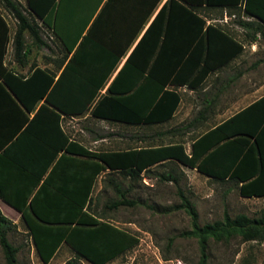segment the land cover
I'll use <instances>...</instances> for the list:
<instances>
[{
  "label": "trees",
  "instance_id": "obj_1",
  "mask_svg": "<svg viewBox=\"0 0 264 264\" xmlns=\"http://www.w3.org/2000/svg\"><path fill=\"white\" fill-rule=\"evenodd\" d=\"M161 1L26 0V13L20 2L0 0L17 20L13 48L19 63H26V31L37 46L47 44L32 15L52 28L65 48L56 71L34 65L25 76L0 69L3 83L27 112H34L31 118L23 112L26 126L0 153V198L20 212L44 263L63 244L78 258L106 264L137 243L135 234L91 209L96 181L106 169L137 180L156 165L180 163L236 182L242 196H264V95L194 138L190 151L182 141L94 151L63 128L65 116L87 112L131 125L169 120L181 99L172 85L196 88L244 49L231 31L207 24L202 6L240 8L256 18L238 20L247 36L264 38V0H166L136 42ZM6 43L5 37L1 60ZM162 178L178 181L173 173ZM110 181L119 198L107 208L137 203L115 179ZM175 207L191 217L192 229L181 235L198 238L199 264H208L210 238L264 240V211L256 217L225 212L223 219L201 225L188 198ZM16 228L0 210V246L7 264H18L20 249L8 237ZM68 264H76L75 258Z\"/></svg>",
  "mask_w": 264,
  "mask_h": 264
},
{
  "label": "rangeland",
  "instance_id": "obj_2",
  "mask_svg": "<svg viewBox=\"0 0 264 264\" xmlns=\"http://www.w3.org/2000/svg\"><path fill=\"white\" fill-rule=\"evenodd\" d=\"M16 1L20 2L24 11L28 13L26 0ZM206 12L210 17L216 18V22L220 24H223L224 18L227 17L229 28H234L233 33L245 43V49L240 55V90L254 81H264V38L257 37L252 41L247 36L246 29L237 27L238 20L247 18L243 11L238 8L210 9ZM233 13H236V16ZM6 16L12 21L7 12ZM31 17L40 21L35 15ZM224 24L227 27L226 23ZM237 30H240V34H237ZM42 31L49 47L34 48L29 59L37 65L56 69L57 62L65 54V48L51 28L44 26ZM236 75L237 71L232 68H227L217 75L213 74L207 83V92H210L208 97L211 98L213 93L221 89L223 78L228 80L235 78ZM228 87L222 89L225 98L236 93V79L232 85L228 83ZM203 93V91L194 92L190 96L194 106L187 118L198 114L200 110L198 105ZM184 99L188 105L187 98ZM221 100L218 99L219 102ZM242 105L244 104H241L240 108ZM232 111H235V108ZM179 122L180 116H177L174 121L167 124L129 125L95 118L87 112L74 118H66L63 123L74 138L93 149L104 150L177 141L191 142L196 134L185 135L182 132L160 134L173 126H179L177 125L180 124ZM169 173L177 175L178 181L162 178V174ZM111 179H115L126 190L127 197L136 200L137 203L133 206H120L117 209L107 208L106 205L119 198ZM182 195L195 205L201 225L223 219L225 212L232 217L239 213L256 217L264 211V196H242L236 182L213 179L180 163L165 162L156 165L148 172L142 173L137 180H131L121 173L102 172L93 190L91 209L138 238L132 248L106 264H199L198 238L181 235L182 232L192 229L191 217L187 211L175 207L181 203ZM17 226L19 229L10 230L8 237L20 249L18 264H68V261L74 258L76 264H92L84 258L76 257L74 251L66 244L59 248L48 263H44L36 253L21 220ZM207 253L208 264H264V240H244L240 235H232L220 240L210 238ZM0 264H7L1 246Z\"/></svg>",
  "mask_w": 264,
  "mask_h": 264
},
{
  "label": "crops",
  "instance_id": "obj_3",
  "mask_svg": "<svg viewBox=\"0 0 264 264\" xmlns=\"http://www.w3.org/2000/svg\"><path fill=\"white\" fill-rule=\"evenodd\" d=\"M165 1L166 0L161 1L158 8L154 12V14L151 16V18L148 20V22L146 23L144 28L141 30L138 38L136 39V42L142 36L145 29L150 24V22L152 21V19L155 16V14L157 13L159 8L161 7V5ZM228 8H229V6H217V7L202 6L201 12H202V14H204L207 24L208 23L219 24L223 28H225V29H227L233 33L234 28H231V29L229 28V26H228L229 20H227V17L224 18L225 22H223V24H220V23L216 22V18L210 17L208 15V13L206 12L207 10H210V9H228ZM6 12L12 18V21H10L8 19V17L6 16ZM0 15L2 17V19L0 18V69L2 68V66H4L7 69H10L15 73L28 76L30 74V72L33 70V66L37 65L36 63L31 62L29 59V56L32 53V50L34 48L49 47V45L47 43L44 45L37 46L36 44H34L32 42V38L30 37L28 31H26L25 32V38H26V46L28 49H27V54H26V63L24 65H22L21 63H19L14 58L13 38H14L15 30L17 28V20L11 15V13L9 11H7L3 7V4L1 2H0ZM255 19L256 18L247 17L245 20H255ZM38 22H39V24L42 25V30H43L44 26H47V25L43 24V22L41 20ZM224 23H226L227 27L224 26L225 25ZM238 25L239 26H237V27L240 29L241 25L240 24H238ZM47 27H49V26H47ZM241 27L244 28L243 26H241ZM52 31L56 35V33L54 32L53 29H52ZM236 32H237V34H240V30L239 31L237 30ZM42 35H43V31H42ZM5 37L7 38L6 52L4 54L3 59L1 60L3 43L5 41ZM235 37H237L240 40V37L238 35H235ZM258 37H261V36L258 35ZM43 38H44V36H43ZM28 39H29V41H27ZM252 46H255V44H252ZM132 47H131V49H132ZM244 49H245V43H244ZM244 49L241 52H239L235 57H233L230 61H228L225 65L211 71L210 74L204 79V81L198 87L192 88V87H189L188 85H178V86L172 85L171 86V88L175 87L178 90V92L180 93L181 99H180L179 106L176 109V111L174 112L173 116L169 120L164 121L162 123H158V124H167L171 121H174L177 116H180V122H179L180 124L177 123V125H179V126H173L169 129H166V130L160 132L161 135L178 134L179 132H182L185 135L196 134V137H198L199 135H201L204 132H206L207 130L219 125L220 123H222L223 121L228 119L230 116H232L234 113H236L240 109L246 107L247 105H249L250 103H252L256 99H258L262 95H264V81H261V80L254 81V82H252V84H249L246 87H242L240 90V55L243 53ZM252 51H254L253 48H252ZM37 66H40V65H37ZM234 66H236V67H234ZM40 67L49 69L46 66H40ZM227 68L228 69L232 68V70L235 69L237 71V75L235 76V78L233 77V78L228 79V80L223 78V80H222L223 82H221L222 83L221 89L218 90L217 92L213 93L211 98L208 97V93H210V92H207V89H208L207 83H208L210 77L213 74L217 75L219 72H222V71L226 70ZM49 70L56 71L57 68L56 69H49ZM235 79L237 82L236 93L234 95L229 96L228 98H225L226 96H223V94H225V93L222 89L223 88H229L228 83L230 85H232L234 83ZM230 81H231V83H230ZM225 90H227V89H225ZM201 91H203L204 93L202 96V100L200 101V103L198 105V107L200 109L198 111V114L196 116L191 117V118H187L190 116L191 110L194 106L193 100L191 99L190 96L194 92L199 93ZM184 97L187 98L186 100H188V102H189L188 105H186V101H185ZM219 98L222 99L220 102L218 101ZM217 101H218V103H217ZM42 102H43V100H41L39 102V104ZM241 104H244V105H242V107L240 108ZM233 108H235V111H232ZM23 112H25L26 116H28L29 118H31L34 114V112L29 113L24 109V107L21 105L20 101L14 96L13 93H11L10 89L3 83L2 79L0 78V153L4 151V149L8 146V144L12 140H14L16 138V136L26 126L27 123L26 122L23 123V119H25V114ZM77 116H80V115H77ZM77 116H65L64 119L74 118ZM64 119L62 120V126L66 130V132H68L64 126V123H63ZM102 120H106V119H102ZM108 121H110V120H108ZM184 121H187V122L185 124H182V122H184ZM112 122H118V121H112ZM120 123H122V122H120ZM124 124H126V123H124ZM129 125H131V124H129ZM169 130H171V131L169 132ZM13 136H15V137H13ZM12 137H13V139L11 140ZM71 137L74 138L73 136H71ZM74 139H76V138H74ZM76 140H78V139H76ZM193 140L191 142H188V143H185L182 141L185 144L186 148L187 147L189 148V149L187 148L188 151H190L191 143L193 142ZM78 141L80 143L84 144L82 141H80V140H78ZM187 144H188V146H187ZM84 145L87 146L86 144H84ZM87 147L91 150H94V151L127 150L130 148H133V147H127V148H119V149H104V150L98 149V150H96V149H93L89 146H87ZM139 147H144V146H139ZM109 171H110V169H106L103 172H109ZM0 210L2 211V213L4 215L7 214L9 216V217L8 216L7 217L9 219H11L12 222L17 226L19 220H21V214L19 211H17L14 207H12L8 203H6L1 198H0ZM10 216H11V218H10ZM16 229L17 230L19 229L18 226ZM25 231L28 233L26 226H25Z\"/></svg>",
  "mask_w": 264,
  "mask_h": 264
}]
</instances>
